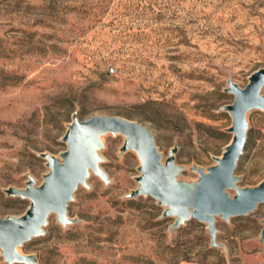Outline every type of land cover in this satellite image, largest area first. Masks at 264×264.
I'll return each instance as SVG.
<instances>
[{"label": "rangeland", "instance_id": "obj_1", "mask_svg": "<svg viewBox=\"0 0 264 264\" xmlns=\"http://www.w3.org/2000/svg\"><path fill=\"white\" fill-rule=\"evenodd\" d=\"M264 67V0H0V219L29 200L7 193L41 185L44 155L61 161L73 119L121 117L151 134L163 165L174 150V185L216 166L232 139L231 83ZM264 96V84L259 90ZM246 136L232 176L237 190L264 182V111L244 113ZM119 133L92 145L91 169L65 206V223L15 247L36 264H264V203L242 216L190 218L173 227L138 187L139 159ZM0 264L4 261L0 250ZM23 264V263H11Z\"/></svg>", "mask_w": 264, "mask_h": 264}, {"label": "water", "instance_id": "obj_2", "mask_svg": "<svg viewBox=\"0 0 264 264\" xmlns=\"http://www.w3.org/2000/svg\"><path fill=\"white\" fill-rule=\"evenodd\" d=\"M263 84L264 67L255 70L242 89L228 84L226 92L233 95V101L221 110L228 112L231 117L228 131L232 139L222 156L216 160V166L207 173L195 168L200 181L189 189L174 185V175L178 171L174 165V150L169 152L162 165L153 138L145 127L121 117L98 116L81 121L73 119L61 138L66 146L60 153L61 161L49 155L43 156L51 171L41 185L35 187L29 181L25 189L7 191L9 195L27 198L29 204L21 217L0 219V250L4 261L8 264H36L32 255L18 254L15 247L41 235L50 212L56 213L59 222H66V202L71 200L78 184H84L88 168L104 178L96 165L98 157L92 151V145L100 146L99 136L106 133L124 136L122 150L133 149L139 159L138 187L130 196L149 195L167 206L163 215L176 216L173 227L190 218L206 221L213 237L212 215L221 214L223 218L242 216L251 211L255 204L264 203V182L253 189L237 190V197L233 199L225 193L227 188L233 187L235 178L232 173L245 142L244 113L249 108L264 111V96L259 94Z\"/></svg>", "mask_w": 264, "mask_h": 264}, {"label": "bare ground", "instance_id": "obj_3", "mask_svg": "<svg viewBox=\"0 0 264 264\" xmlns=\"http://www.w3.org/2000/svg\"><path fill=\"white\" fill-rule=\"evenodd\" d=\"M89 170H90V169L88 168L87 171L89 172Z\"/></svg>", "mask_w": 264, "mask_h": 264}]
</instances>
